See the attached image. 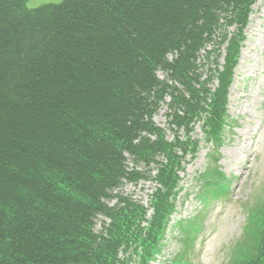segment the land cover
Listing matches in <instances>:
<instances>
[{"label":"trees","instance_id":"trees-1","mask_svg":"<svg viewBox=\"0 0 264 264\" xmlns=\"http://www.w3.org/2000/svg\"><path fill=\"white\" fill-rule=\"evenodd\" d=\"M254 2L0 0V264H125L131 241L149 264L176 207V149H198L202 114L208 143L233 132L227 95ZM167 95L186 141L153 121ZM129 159L159 165L146 237V208L114 193L143 176ZM255 204L229 264H264V196ZM98 214L111 221L96 232Z\"/></svg>","mask_w":264,"mask_h":264},{"label":"rangeland","instance_id":"rangeland-1","mask_svg":"<svg viewBox=\"0 0 264 264\" xmlns=\"http://www.w3.org/2000/svg\"><path fill=\"white\" fill-rule=\"evenodd\" d=\"M60 1L38 0V4ZM252 11L246 44L230 94V114L237 120V125L232 133L224 135L223 139L227 141L223 144L205 145L204 141L201 142L199 155L188 156L187 167L181 173L182 184L189 196L179 201V209L184 216L194 213L204 216L202 230L195 235L200 226L192 223L184 224L183 231L174 232L175 236H171L165 246V264H229L231 252L247 225V210L255 213V200L264 196V0H256ZM199 73L203 80L209 75L203 69ZM160 77L164 75L160 74ZM216 85L217 80L211 87ZM165 100L153 120L167 132L169 142L184 131L183 128H170L175 110L169 106V95ZM196 130V137L201 140L203 132L199 126ZM159 156L164 158L160 153ZM128 165L138 169L137 163L128 161ZM156 169L154 166L150 170L153 180H143L138 185L125 182L120 191L149 204L150 193L157 186L154 183ZM226 175L232 182L229 195L210 202L207 200L210 205H203L200 196L204 189L205 194L212 196L216 191L222 196L225 194L227 187L222 181ZM116 202L112 200L111 204ZM102 218L98 217L97 231L101 229Z\"/></svg>","mask_w":264,"mask_h":264},{"label":"clouds","instance_id":"clouds-1","mask_svg":"<svg viewBox=\"0 0 264 264\" xmlns=\"http://www.w3.org/2000/svg\"><path fill=\"white\" fill-rule=\"evenodd\" d=\"M255 2H256V0H255ZM255 2L253 3V5L251 6V12H249V18H250V15L253 13V11H252V7L254 6V4H255ZM250 20V19H249ZM249 25V24H248ZM248 27V26H247ZM247 27H246V29H247ZM231 28H233L232 30H230ZM245 29V30H246ZM236 30V27L235 26H230L229 28H228V32L230 33V35H232L233 34V32ZM246 40H247V36H246ZM245 40V41H246ZM245 42H244V45H243V47H242V51H243V48H244V46H245ZM211 48V47H210ZM242 51H241V56H240V59H241V57H242ZM222 56H221V58H220V60H221V63L223 64L224 63V59H225V57H226V51L225 50H223V52H222V54H221ZM240 59H239V63H240ZM223 60V61H222ZM239 63H238V67H239ZM237 67V68H238ZM237 68L235 69V73H234V79H233V82L230 84V92L228 93V95H227V97H229V104H228V114L230 115V118L231 119H233L232 120V122H233V128H234V126L235 125H237V120L235 119V118H233L232 116H231V114H230V108H229V105H230V103H231V97H230V94H231V89H232V85H233V83L235 82V79H236V70H237ZM219 80V79H218ZM214 82L213 81H211L210 83H208V87L209 88H211V91L212 92H215L216 91V89H218L219 88V85H220V81H217V85L216 86H213V87H211V84H213ZM169 100H170V97H169ZM171 101V100H170ZM204 117H205V115L204 114H202V118H200V121L199 122H196L194 125H197V126H199L200 127V129L202 130V132H203V135H202V138H201V140H198V138L196 137V132H197V130H196V128H197V126L194 128V133H193V138L195 139V140H197V141H199V142H197V145H198V149L196 150V148L195 149H193L192 147L191 148H189L188 149V151L187 152H183L181 149H177L176 151L177 152H180L179 154L180 155H182L183 156V159H182V168L180 169V171L178 172V174H180V179L178 180V186H177V188H176V190H177V194H176V202H175V209L172 211V213L170 214V221H169V223H168V225H167V229H165V232H164V234H163V237H162V239L159 241V246H160V251L159 252H157L154 256H153V259H151L150 260V262H149V264H165V261H166V259H165V254H166V251H167V248L165 247L166 246V244H167V241H168V239H170V237L171 236H175V234H174V232H178V231H183V227L182 226H184V224H194V223H198V225L200 226V230L199 231H197L196 233H195V235L197 234V233H199L201 230H202V222H203V218H204V216H199L198 215V213H194V215H188V216H184V215H182L181 214V210L179 209V201L181 200V199H183V197L184 196H189L188 195V192L185 190L186 189V187H185V185L184 184H182V179H183V175L181 174L182 172H184V170L186 169V167H187V163H186V158L188 157V156H193V157H195L197 154L199 155V151H200V148H202V143L201 142H203L204 141V143H205V145H207V144H209V145H217V144H223V143H225L227 140H224L223 138H222V140H223V142L222 143H212V144H210V143H208V141H206V139H205V131L203 130V128H202V125H203V123H204V121H205V119H204ZM154 118V117H153ZM154 121V120H153ZM171 125V124H170ZM170 128H171V126H170ZM183 129H184V127H182ZM226 133H232V132H229V131H227V130H225V131H223V134H226ZM179 137L180 138H182L183 140H187V138H188V135H187V133H186V131H184V133L183 134H180L179 135ZM193 141V140H192ZM217 141V140H216ZM196 142V141H195ZM160 154H162L163 155V157L164 158H162L161 159V157L159 156V155H157V158H156V160H157V162H160V161H165L166 160V156L163 154V153H160ZM197 155V156H198ZM128 161H131L130 159L128 160ZM132 162V161H131ZM127 165H128V162H127ZM154 166L155 167H157V169H156V172H155V174H154V183L157 185L156 186V188L154 189V191H152L151 193H150V200H149V204H144L141 200L139 201V200H137V199H135L132 195H126V194H124L122 191H120L122 188H123V186H124V183L125 182H127V183H133L134 185H138L141 181H143V180H145V179H147V180H153L152 178V175H151V169H153L154 168ZM133 168V166H129V169L131 170ZM137 170L138 171H140L141 172V174L143 175V176H141L140 178H139V180L138 181H132V180H129V179H123V184L122 185H120L119 186V188L118 189H116L115 191H114V193L116 194V195H118V194H122L123 196H125V197H131L135 202L137 201V203L139 204V205H142L143 207H145L146 208V212H145V215H144V219H142V222H141V226L142 227H144V228H146V230H142L143 231V234H144V236L143 237H146L147 235H148V233H147V229L149 228V226H150V224H151V222H152V219H154V215H155V207H154V205H153V200H154V195H155V193L157 192V190L159 189V188H161V185L158 183V180H157V174L159 173V165L158 164H156V163H151L149 166H147V165H144L143 163H138L137 164ZM139 168H143L144 170L142 171V170H140ZM227 176V175H226ZM145 178V179H144ZM230 178V177H229ZM202 196H203V194L200 196L201 198H202ZM112 200H116L117 202L115 203V204H111V202H112ZM105 202L107 203V204H109L110 206H116L117 204H118V198H113V199H108V200H105ZM247 213H248V216H247V220H246V224H247V221L249 220V217L251 216V210H247ZM100 216H102L103 218L102 219H100V220H102V223H101V229H102V225H103V223H104V221L106 222V224L108 225L109 224V222L111 221V219H108L107 217H105L103 214H98L96 217H97V222H96V226H97V223H98V217H100ZM195 219V220H194ZM192 220H194V221H192ZM96 226H95V231L96 232H99L101 229H99V231H97L96 230ZM247 226V225H246ZM245 232V227H244V230H243V233ZM242 233V234H243ZM195 237V236H194ZM195 241V238H194V240L192 241V242H194ZM143 254H144V247H143V245H141V244H139V243H137V242H133V241H131V244H130V246H129V249L126 251V253L124 254L122 251H121V253H120V258H119V260L120 261H123V262H125V264H141L142 263V256H143ZM133 257V258H132Z\"/></svg>","mask_w":264,"mask_h":264},{"label":"bare ground","instance_id":"bare-ground-1","mask_svg":"<svg viewBox=\"0 0 264 264\" xmlns=\"http://www.w3.org/2000/svg\"><path fill=\"white\" fill-rule=\"evenodd\" d=\"M134 185V184H133Z\"/></svg>","mask_w":264,"mask_h":264}]
</instances>
